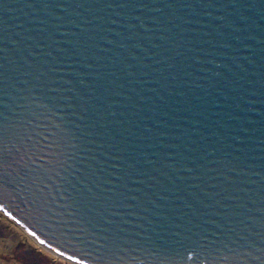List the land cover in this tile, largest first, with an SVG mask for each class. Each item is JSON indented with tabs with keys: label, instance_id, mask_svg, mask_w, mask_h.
<instances>
[{
	"label": "water",
	"instance_id": "obj_1",
	"mask_svg": "<svg viewBox=\"0 0 264 264\" xmlns=\"http://www.w3.org/2000/svg\"><path fill=\"white\" fill-rule=\"evenodd\" d=\"M0 209L83 264H264V0H0Z\"/></svg>",
	"mask_w": 264,
	"mask_h": 264
},
{
	"label": "rangeland",
	"instance_id": "obj_2",
	"mask_svg": "<svg viewBox=\"0 0 264 264\" xmlns=\"http://www.w3.org/2000/svg\"><path fill=\"white\" fill-rule=\"evenodd\" d=\"M0 264H76L31 237L0 209Z\"/></svg>",
	"mask_w": 264,
	"mask_h": 264
},
{
	"label": "bare ground",
	"instance_id": "obj_3",
	"mask_svg": "<svg viewBox=\"0 0 264 264\" xmlns=\"http://www.w3.org/2000/svg\"><path fill=\"white\" fill-rule=\"evenodd\" d=\"M28 231H29V234H30V235H32L33 237H35V238L38 240V242H39L40 244H42L44 247L48 248L49 251H52V252H54V253H57L58 255L60 254L59 252H56L55 250H52L51 248H49V246H47V244H45V243L43 244L42 241L39 240L38 237L35 236V235L33 234V232H31L30 230H28ZM60 256H61V257H65L67 260H72V262H75L76 264H83V262H80V261H77V260H73V259H72L71 257H69V256H65V255H61V254H60Z\"/></svg>",
	"mask_w": 264,
	"mask_h": 264
}]
</instances>
